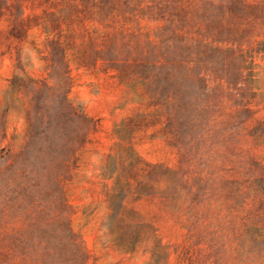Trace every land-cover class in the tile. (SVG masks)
I'll list each match as a JSON object with an SVG mask.
<instances>
[{
  "label": "rangeland",
  "instance_id": "rangeland-1",
  "mask_svg": "<svg viewBox=\"0 0 264 264\" xmlns=\"http://www.w3.org/2000/svg\"><path fill=\"white\" fill-rule=\"evenodd\" d=\"M0 264H264V0H0Z\"/></svg>",
  "mask_w": 264,
  "mask_h": 264
}]
</instances>
